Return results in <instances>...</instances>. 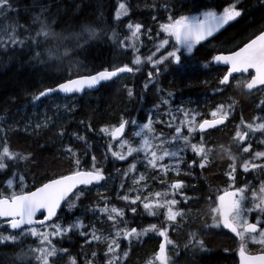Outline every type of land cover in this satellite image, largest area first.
Segmentation results:
<instances>
[{
    "label": "snow or ice",
    "instance_id": "obj_1",
    "mask_svg": "<svg viewBox=\"0 0 264 264\" xmlns=\"http://www.w3.org/2000/svg\"><path fill=\"white\" fill-rule=\"evenodd\" d=\"M68 3L71 15L65 0H0V63L54 81L23 88L27 103L15 109V96L0 103V264H137L154 239L143 264H197L211 251L209 233L237 243L223 248L222 264H264V17L246 40L201 62L199 47L249 15L246 0L222 10L204 0ZM257 7L264 12V0ZM93 48L109 52L106 67L79 59ZM194 61L226 66L215 82L200 81L209 98L196 107L163 85ZM125 76L135 107L118 117L96 124L75 102L59 103ZM233 81L245 102L229 95ZM44 152L67 172L37 176Z\"/></svg>",
    "mask_w": 264,
    "mask_h": 264
},
{
    "label": "trees",
    "instance_id": "obj_2",
    "mask_svg": "<svg viewBox=\"0 0 264 264\" xmlns=\"http://www.w3.org/2000/svg\"><path fill=\"white\" fill-rule=\"evenodd\" d=\"M134 2H136V0H134ZM204 2H214L216 5H219L220 10H222V7L227 6L229 0H204ZM112 3H115V0H112ZM65 5L68 9L69 15H71L73 9L71 4L68 3V0H65ZM246 7H248L249 15L240 19L238 22H233L230 26H227L226 30L219 33L216 38L211 40L210 43L206 42L202 47L198 46L199 51L196 53V61L202 62L204 59H211V55L221 50H227L235 44H239L252 34L258 23L261 22L262 17H264V12H261L258 9L257 0H246ZM149 47H151V45H149ZM79 59L88 65V70H92L93 68L99 70L102 66H107L110 54L106 49L93 48L86 57L81 56ZM196 61L193 62L191 69L183 77L174 78L173 76H166L163 78L164 87L169 90L175 89L178 96H181L185 100L190 99L193 102L191 105L192 107H196L197 101H199L201 106H203V102L209 98L206 94L208 90L200 85V81L208 79L215 82V78L222 75L225 71L224 68L217 67H214L212 71L202 70L199 68ZM52 71L53 69H48L49 74ZM81 71H84V69H81ZM245 78L246 77L241 76L237 77V79L241 80V82H243ZM132 79L133 78L130 76H125L123 79L117 80L115 83L110 82L105 86L100 87L97 91L87 92V95L74 97L69 101L61 100L59 103L63 104L65 102H75L78 105L83 118L87 119L88 116H94L96 124H100L104 120H108L112 117H118L122 110H132L135 107L134 102L128 101L122 88L123 84L130 83ZM173 80H175L174 85L169 83V81ZM181 80L188 82L191 86H185V83H181ZM53 85L54 81L47 79L45 74L38 69H34L29 66L21 67L16 61L7 62V60H5L0 63V103L7 100L10 96H15L17 97V104L9 105V107L13 109L27 103L21 94V90L23 88L36 91L42 89L43 87ZM229 95H232L235 99L241 102H245L248 99L244 95L243 88L236 87L235 81H233V89ZM219 99L221 98H215V100ZM148 100L149 102L154 100V92H150L148 94ZM215 100L209 102V107H211V104L214 103ZM48 103H51V101ZM251 114L252 113L249 111L248 115L250 116ZM133 115H136V113L133 112ZM112 122H115L114 119ZM216 138L218 141L227 139L226 137H221L219 133L216 134ZM24 143L25 139L21 137L19 139V144L23 145ZM52 155L53 152L43 153L44 163L42 164L41 169L36 170L37 176L43 174L44 167H50L55 172L62 174L67 172L66 164L51 161ZM216 162L218 164L221 162L219 155L216 157ZM211 182L213 185L222 183L217 180H212ZM202 210L207 212V207L202 206ZM230 235L231 234L215 235L209 233L205 236L211 251L205 254L202 258H199L197 260V264H222L221 257L223 255V248L228 247L233 251L237 248L236 241L234 239H230ZM173 238L180 240L186 239L185 236H174ZM157 244L158 240L154 239L149 241L147 245L140 249L134 258L137 264H143L144 259H146L147 256L154 249H156ZM249 247L251 251H255L254 245H250ZM229 260L232 264H236L237 262L236 256H230ZM180 264H183V261H181Z\"/></svg>",
    "mask_w": 264,
    "mask_h": 264
},
{
    "label": "water",
    "instance_id": "obj_3",
    "mask_svg": "<svg viewBox=\"0 0 264 264\" xmlns=\"http://www.w3.org/2000/svg\"><path fill=\"white\" fill-rule=\"evenodd\" d=\"M215 67H225L226 68V66H223V65H216ZM234 75H237V74H234ZM90 91H92V90H90ZM157 247H158V245H157ZM237 261H238V256H237Z\"/></svg>",
    "mask_w": 264,
    "mask_h": 264
}]
</instances>
